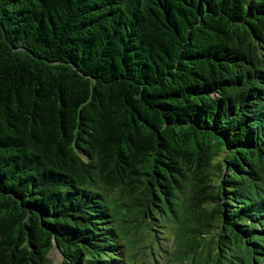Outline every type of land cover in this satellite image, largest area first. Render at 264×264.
I'll use <instances>...</instances> for the list:
<instances>
[{"label": "trees", "instance_id": "1", "mask_svg": "<svg viewBox=\"0 0 264 264\" xmlns=\"http://www.w3.org/2000/svg\"><path fill=\"white\" fill-rule=\"evenodd\" d=\"M166 229L165 264H264V0H0V264Z\"/></svg>", "mask_w": 264, "mask_h": 264}, {"label": "rangeland", "instance_id": "2", "mask_svg": "<svg viewBox=\"0 0 264 264\" xmlns=\"http://www.w3.org/2000/svg\"><path fill=\"white\" fill-rule=\"evenodd\" d=\"M129 218H134V217L131 216ZM170 234H171L170 230H167V229L164 231L163 234H161V233L159 234L160 235L159 241L161 242V243H159V245H160V247L162 249H165V251H161L159 249V245L158 244H151V246L149 248H153V253H152V251H150L148 258H146L144 256V253L142 254V252L144 251V249L142 248V249L136 250L137 254L133 256L132 262L134 264H154V255L153 254L156 253V252H160V254L158 256L157 264H165L167 262V260L170 258L169 250L173 246L171 244V240L168 239V236ZM49 255L53 259V264H60L61 263V255L56 250V248L53 249L49 253Z\"/></svg>", "mask_w": 264, "mask_h": 264}, {"label": "water", "instance_id": "3", "mask_svg": "<svg viewBox=\"0 0 264 264\" xmlns=\"http://www.w3.org/2000/svg\"><path fill=\"white\" fill-rule=\"evenodd\" d=\"M57 250V249H56Z\"/></svg>", "mask_w": 264, "mask_h": 264}]
</instances>
